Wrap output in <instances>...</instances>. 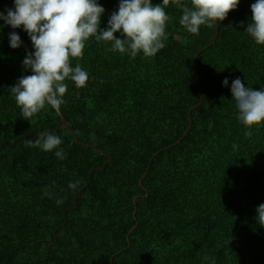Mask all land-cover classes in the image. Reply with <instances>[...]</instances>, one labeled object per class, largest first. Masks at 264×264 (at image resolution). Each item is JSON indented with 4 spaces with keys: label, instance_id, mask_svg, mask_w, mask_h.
Masks as SVG:
<instances>
[{
    "label": "trees",
    "instance_id": "trees-1",
    "mask_svg": "<svg viewBox=\"0 0 264 264\" xmlns=\"http://www.w3.org/2000/svg\"><path fill=\"white\" fill-rule=\"evenodd\" d=\"M254 2L240 0L218 22L219 37L199 56L197 72L194 57L215 26L189 34L171 4L166 47L154 57L132 59L90 39L71 61L88 72L87 86L65 81L60 110L94 148L61 129L48 105L23 119L10 88L32 74L23 65L28 53L10 47L12 31L0 21V264H264L256 219L264 204V126L245 135L231 93L237 77L264 89V45L245 32ZM100 3L106 29L119 0ZM10 8L14 0H0L2 12ZM16 30L33 51L28 34ZM44 132L62 138L65 159L30 143ZM100 154L112 158L102 173L109 157ZM70 181L79 188L68 189Z\"/></svg>",
    "mask_w": 264,
    "mask_h": 264
},
{
    "label": "clouds",
    "instance_id": "clouds-1",
    "mask_svg": "<svg viewBox=\"0 0 264 264\" xmlns=\"http://www.w3.org/2000/svg\"><path fill=\"white\" fill-rule=\"evenodd\" d=\"M190 3L189 7L184 0H162L154 6L153 0H119L118 10L111 14L107 28L103 29L101 17L105 8L100 0H14V8L0 13V21L13 29H22L32 42L33 51L23 60L25 69L32 74L22 76L10 88L23 119L30 121L46 105L59 111L68 90L65 81H72L76 88L87 86L88 72L79 63L73 67L71 61L83 56L90 39L110 43V51L132 59L141 54L151 58L166 47L167 24L172 18L165 9L170 4L181 9V27L198 35L202 26L211 28L223 22L238 8L240 0H190ZM251 12L245 32L256 44L264 45V0H255ZM9 43L12 49L22 47L21 37L15 32L9 34ZM223 85L229 86L227 78ZM231 93L237 118L246 129L245 135L251 136L254 127L264 126V89L246 87L237 77L231 82ZM30 143L44 152H53L59 160L66 158L60 147L62 138L53 133L44 132ZM79 186V181H70L67 187L77 190ZM43 195L54 198L50 188H45ZM55 203L61 205L63 198L56 197ZM256 219L264 227V204L258 206ZM211 264H215V258H211Z\"/></svg>",
    "mask_w": 264,
    "mask_h": 264
},
{
    "label": "water",
    "instance_id": "water-1",
    "mask_svg": "<svg viewBox=\"0 0 264 264\" xmlns=\"http://www.w3.org/2000/svg\"><path fill=\"white\" fill-rule=\"evenodd\" d=\"M0 13H3L1 10H0ZM9 28L11 29V31H12V33L13 32H15L16 34H18L19 35V33H18V31L16 30V29H13V28H11V26H9ZM219 33H220V26H219V24L217 23V25L215 26V35H214V37H213V39H212V41H211V43L208 45V46H206V47H204L203 49H201L196 55H195V57H194V67H195V71L197 72V61H198V58H199V56L202 54V53H204L205 51H207L209 48H211L213 45H215V43H216V41H217V39H218V37H219ZM20 36V35H19ZM21 37V36H20ZM21 41H22V47L25 49V51L27 52V53H31L32 51H31V49L29 48V46L27 45V43L21 38ZM196 80H197V85H198V90H199V92H200V86H199V76L197 75L196 76ZM201 93V92H200ZM196 109V108H195ZM194 109H191V111H190V113H189V120H190V128H191V126H192V118H191V112L193 111ZM57 113H58V115H59V117L61 118V126H60V128L61 129H64V130H67V131H69L73 136H74V138H75V140H76V142L78 143V144H80V145H83L84 147H93V146H90V145H85V144H82L80 141H79V139H78V137H77V135L73 132V130L69 127V125H68V123H67V121H66V119H65V117H64V115H63V113H62V111L61 110H59V111H56ZM190 130V129H189ZM189 130L184 134V137L178 142V143H181L182 142V140L185 138V136L189 133ZM94 148V147H93ZM101 156H105V157H109V162L105 165V167H104V169L103 170H97L98 172H104V170L106 169V167L108 166V164H111L112 163V158L110 157V156H108V155H102V154H100ZM94 172L95 171H93L92 172V175H91V177L93 176V174H94ZM145 177L146 176H144V178L143 179H145ZM143 179L140 181V185H142V181H143ZM90 184H91V181L89 182V184L86 186V187H84L80 192H79V195L75 198V200H74V204H75V208H78V201L81 199V197H82V194H83V192L90 186ZM136 209H135V213L134 214H136Z\"/></svg>",
    "mask_w": 264,
    "mask_h": 264
}]
</instances>
